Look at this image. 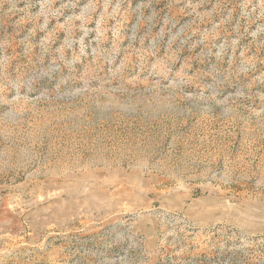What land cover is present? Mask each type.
Segmentation results:
<instances>
[{"label":"rangeland","instance_id":"rangeland-1","mask_svg":"<svg viewBox=\"0 0 264 264\" xmlns=\"http://www.w3.org/2000/svg\"><path fill=\"white\" fill-rule=\"evenodd\" d=\"M0 264H264V0H0Z\"/></svg>","mask_w":264,"mask_h":264}]
</instances>
